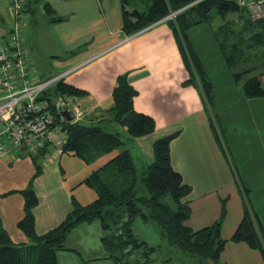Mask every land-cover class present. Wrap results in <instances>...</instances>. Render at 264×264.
<instances>
[{
    "label": "crops",
    "instance_id": "crops-1",
    "mask_svg": "<svg viewBox=\"0 0 264 264\" xmlns=\"http://www.w3.org/2000/svg\"><path fill=\"white\" fill-rule=\"evenodd\" d=\"M24 4L26 13L33 14L31 0H25ZM45 4L55 16L65 18L51 23L45 14L55 28L57 41L65 49L80 48L70 59L57 62V67L65 69L61 74L68 72L60 80L84 92L70 100V107L82 111L78 122L100 119L112 103L116 78L126 74L128 83L137 91L134 110L153 118L155 129L129 141L124 149L131 156L144 157L147 166L153 160V143L177 133L170 143V161L183 183L191 187L190 194L183 199L190 207L186 224L191 229L199 230L214 223L224 203L221 237L229 239L242 217V189L248 190V199L257 209L264 207V134L259 129L263 123L264 96L247 98L241 88L233 92L228 89L223 100L211 82L214 97L208 109L201 90L182 84L188 75L165 20L126 36L122 31L119 0H48ZM8 34V30L0 29V43L7 40ZM27 72L30 75L28 67ZM234 104L240 110L235 114L231 112ZM211 115L220 123L221 143L210 127ZM234 119L239 126L231 124ZM1 142L8 145L5 136ZM119 152L114 150L85 163L61 149H45L34 163L26 150L9 148L0 160V225L10 241L27 242L16 225L23 216L19 191L27 187L36 165L40 172L31 184L38 199L33 214L35 232L42 235L63 220L71 210L72 198L80 205L96 199L95 191L83 181ZM256 212L263 226L264 212ZM132 228L136 237L148 246L159 245V233L152 224L135 218ZM106 234L98 223L77 226L65 238L68 250L57 251V264H113L101 243ZM220 260L223 264H264L260 253L245 243L227 242ZM162 264L181 263L171 259Z\"/></svg>",
    "mask_w": 264,
    "mask_h": 264
},
{
    "label": "trees",
    "instance_id": "trees-1",
    "mask_svg": "<svg viewBox=\"0 0 264 264\" xmlns=\"http://www.w3.org/2000/svg\"><path fill=\"white\" fill-rule=\"evenodd\" d=\"M119 1L122 31L126 36L138 33L170 13H175L172 19L165 21L175 37L188 75L182 84L201 90L208 109L212 107L213 89L204 77L201 62L186 38V31L208 22L209 13L214 9L221 17L238 13L241 31L255 29L257 25L263 27L262 31L249 36L248 40H253L254 43H261L264 32V18H252L246 9L238 6L236 0H137L139 6L132 9V0ZM23 5L26 14V4ZM43 8L51 23L65 20L64 17L55 16L48 4ZM229 22L224 21L218 30L230 33L232 29L227 25ZM222 44L221 49H225ZM231 46L234 50L235 44L232 43ZM252 69L254 68L245 71ZM245 71L236 74L235 78ZM263 77L264 72L244 82L242 90L245 97L264 96V89L261 87ZM82 95L83 91L58 80L42 97L50 100L55 110L58 98ZM136 95L137 91L128 83L126 74H121L116 78L112 90V103L100 119L89 123L63 122L66 135L61 146L63 153L91 163L114 150L120 152L83 181L95 191L96 199L87 205H80L72 198L71 210L63 220L42 235L35 232L33 214L38 199L31 184L40 172L36 165L27 187L19 191L23 198V216L16 225L27 242L13 244L0 225V264H57V251L68 250L64 245L66 236L84 223H98L107 232L101 243L107 258L113 264H153L152 256L160 246H148L136 237L132 228L135 218L155 226L168 250H175L183 257L195 260L196 264H220V255L227 242L245 243L250 249L258 251L264 261V229L257 214L251 209L246 189L240 191L243 199L241 220L228 240L221 237V224L226 214L224 203L219 218L210 226L193 230L186 224L190 207L183 199L190 194L191 187L183 183L182 177L172 168L170 161V143L177 133L157 139L152 145V162L142 171L136 168L132 156L124 146L155 129L153 118L134 110L133 99ZM216 121L211 115L210 127L217 142L221 143ZM118 128L126 134L125 139L121 138ZM43 154L44 150L40 155L30 156L36 163L37 158ZM167 198L172 205L167 203ZM167 261L169 258L161 262Z\"/></svg>",
    "mask_w": 264,
    "mask_h": 264
},
{
    "label": "rangeland",
    "instance_id": "rangeland-1",
    "mask_svg": "<svg viewBox=\"0 0 264 264\" xmlns=\"http://www.w3.org/2000/svg\"><path fill=\"white\" fill-rule=\"evenodd\" d=\"M47 1L31 0V7L34 13H26L24 15V22L20 31V43L27 53V67L29 68V77L32 80H45L52 76H58L65 69L57 67V62L70 59L80 49L77 47L65 49L57 41L55 28L50 25L49 19L44 13L43 4ZM138 4L137 0H132L130 9L134 6H139ZM209 15L208 22L193 26L187 30L186 38L201 62L206 81L214 84L218 94L222 95V98H220L224 100L228 89L231 90H229L230 92L238 91L240 88L242 89L247 79L264 72V32L261 36V43H254L253 40H248L249 36L255 32L262 31L263 27L257 25L255 29H244L241 31V21L237 16L238 13H229L221 17L213 9ZM224 21H230L227 24L232 29L230 33L218 30V27ZM11 27L12 18L9 14V0H0V29L5 32V30L9 31ZM232 43L235 44L234 50L231 46ZM221 44L225 49H221ZM252 67L254 69L245 71ZM244 71L245 73L235 78L236 74ZM261 87L264 89V77ZM232 97L234 98V96ZM231 107L233 114L240 112L235 104L231 105ZM221 117L225 119V115L222 112ZM262 121L263 123L260 124L259 129L264 134V116ZM231 124L239 126L236 119ZM218 125L220 128V123ZM118 132L121 138L125 139L126 134L120 128H118ZM131 150L134 153V149L131 148ZM132 158L136 168L142 171L146 166L144 157L132 155ZM248 200L253 212L256 214L257 210L264 212L263 206L261 207L262 209H257V205L255 203L253 205L251 199ZM166 201L172 205L169 198ZM262 214L264 215V213ZM262 222L264 227V218ZM153 228L158 232L155 226ZM158 246H160L159 249L152 256L153 264H162L163 262L161 261L165 258H169V260L175 259L181 264H196L195 260L185 258L179 252H174L175 250H168L160 236ZM219 263L223 264L224 261L220 260Z\"/></svg>",
    "mask_w": 264,
    "mask_h": 264
},
{
    "label": "built area",
    "instance_id": "built-area-1",
    "mask_svg": "<svg viewBox=\"0 0 264 264\" xmlns=\"http://www.w3.org/2000/svg\"><path fill=\"white\" fill-rule=\"evenodd\" d=\"M236 2L252 18H264V0ZM23 4V0H9L12 27L7 40L0 43V160L7 155L9 148L24 149L32 156L40 155L45 149H61L66 138L65 121L56 107L53 110L50 100L42 95L68 72L45 80L29 77L27 53L20 43L25 15ZM174 15L170 13L162 20L172 19ZM70 100L71 97H63L75 121H78L82 111L70 107ZM2 136L7 138L8 145L1 142Z\"/></svg>",
    "mask_w": 264,
    "mask_h": 264
},
{
    "label": "water",
    "instance_id": "water-1",
    "mask_svg": "<svg viewBox=\"0 0 264 264\" xmlns=\"http://www.w3.org/2000/svg\"><path fill=\"white\" fill-rule=\"evenodd\" d=\"M56 109L59 112L62 119L67 123H72L75 121L70 109L64 103L63 99L58 98L56 101Z\"/></svg>",
    "mask_w": 264,
    "mask_h": 264
}]
</instances>
